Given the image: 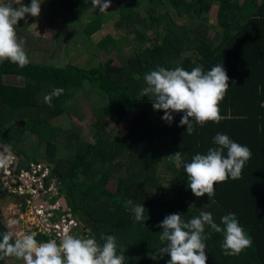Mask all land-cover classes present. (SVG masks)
<instances>
[{
  "label": "trees",
  "instance_id": "1",
  "mask_svg": "<svg viewBox=\"0 0 264 264\" xmlns=\"http://www.w3.org/2000/svg\"><path fill=\"white\" fill-rule=\"evenodd\" d=\"M72 2L74 4L71 5L82 13L96 7L92 0ZM166 2L169 9L164 8L163 0H147L145 19L150 28H164L163 36L155 37L120 68L108 63L88 70L70 63L56 66L29 60L24 68L10 61L0 63L2 143L15 150L10 139L14 135L20 138L30 131L46 145L49 156L55 158L58 149L55 139L61 136L62 131L52 127L49 120L63 115L87 83L89 91L108 100L97 114V142L80 143L70 160L59 159L52 166L61 175L63 193L82 227L101 244L102 236L115 235L117 253L123 249L133 260L129 264H167L170 259L167 255H151L162 246L159 239L162 229L158 225L167 215L181 214L182 219L187 221L201 211H207L212 213L214 222L219 225L221 217L235 213L251 238L252 246L239 255L226 256L220 246L223 232L216 233L206 226L205 233H211L206 240V264H264V0H244L242 3L235 0ZM212 4H217V25L222 34L217 43L207 37V26L199 21ZM138 7V0H124L119 7L120 19L116 26L135 30L133 26L141 23ZM90 18L84 29L89 38L104 24L100 15ZM183 18L190 19L194 25L178 26L177 20ZM113 44L114 37L108 35L99 46L105 49ZM187 52L192 56L184 57ZM175 61H180V67L188 71L200 66L207 72L213 66L222 64L229 77V88L219 105L220 114L224 117L219 124L208 122L203 127L197 125L194 133L188 135L186 126H178L183 113H172L173 121L169 124L162 119L163 110H154L149 97H140V91L147 86L144 75L157 67L171 70ZM8 75L22 77L23 84L4 83L1 76ZM55 89H63V92L53 96L49 106L44 101L45 92L50 90L52 93ZM122 89L127 92V97L117 94ZM35 108L41 110V116L28 124L22 122L14 132L5 129L6 123L20 119L23 112ZM132 109L139 111L135 118L139 126L130 127L121 139L115 140L104 124L105 119L126 116ZM154 122L161 124L160 131L168 137L176 152L181 151L186 162H190L195 154H207L210 148L217 147L213 143L217 133L226 134L234 142L247 146L251 150V158L242 169L240 179L229 178L215 185V195L211 199L207 194L197 198L192 191L191 199L179 203L155 199L152 191L160 186L156 167L161 158L156 147L142 139L154 133L156 136ZM19 154L26 159L23 164L35 162L28 159L24 152L19 151ZM124 157L127 160H122ZM130 161L139 166L133 173L123 175L121 171L130 168ZM183 174L186 175L184 170ZM118 177V191L113 192L108 184ZM5 198V192L0 191V202ZM128 200L143 204L145 222L135 221L126 205ZM6 231L9 230L0 216V234ZM36 239L44 242L50 237L38 234ZM9 259L15 258L6 257L0 260V264H7Z\"/></svg>",
  "mask_w": 264,
  "mask_h": 264
},
{
  "label": "clouds",
  "instance_id": "2",
  "mask_svg": "<svg viewBox=\"0 0 264 264\" xmlns=\"http://www.w3.org/2000/svg\"><path fill=\"white\" fill-rule=\"evenodd\" d=\"M92 2L100 11L111 6V0ZM41 3L42 0H31L26 6L22 0H6L0 4V63L10 61L20 68L29 64L23 47L25 41L18 39L16 26L28 15L38 17ZM144 81L147 86L140 91V97H149L154 110H163L162 119L169 124L173 121L172 113H183L178 126H186L188 135L194 133L197 125L203 127L208 122L219 124L224 119L219 105L229 88V77L222 64L213 66L207 72L200 66L191 71L182 67L171 70L157 67L144 75ZM62 92L63 89H55L45 95V103L51 106L52 97ZM213 143L217 147L210 148L207 154H195L190 162L183 159L181 151L170 155L176 168L183 167L188 187L197 198L207 194L211 199L217 183L229 178L240 179L242 169L252 155L247 146L234 142L226 134L217 133ZM7 163V157H0V167H5ZM126 205L136 222H145L143 204L128 200ZM15 223L10 221L8 228H13ZM206 226L216 233L223 232L220 246L226 256L239 255L252 246L251 238L235 213L221 217L218 225L211 212L201 211L187 221L182 219L181 214L167 215L158 225L162 229L159 236L162 246L151 255H167L170 257L167 264H206V240L211 235L205 233ZM36 235L32 232L15 237L11 230L0 234V260L14 257L22 260L23 264H124V250L117 253L115 235L102 236V244L95 237L74 236L69 229L59 234L58 239L44 242L38 241Z\"/></svg>",
  "mask_w": 264,
  "mask_h": 264
},
{
  "label": "rangeland",
  "instance_id": "3",
  "mask_svg": "<svg viewBox=\"0 0 264 264\" xmlns=\"http://www.w3.org/2000/svg\"><path fill=\"white\" fill-rule=\"evenodd\" d=\"M72 1L76 0H42L38 17L28 15L18 22L16 26L17 36L18 39L25 41L23 47L31 62L56 66H65L70 63L87 70L102 63L120 68L128 58L151 43L155 37H162L165 33L164 28H150L145 22L147 18V0H138L139 7L137 10L141 23L133 26L135 30H130L126 26H116L120 19L119 7L124 0H111V6L105 11H100L96 6L86 13H82L75 5H71ZM163 1L164 8L169 9V3L166 0ZM235 1L242 3L244 0ZM5 2L6 0H0V4ZM22 2L27 6L30 5L31 0H22ZM216 10L217 4H212L208 13L203 15L204 18L199 20L207 26V37L213 40L214 43L219 42L222 38L221 30L217 25ZM95 15H100L104 19V24L100 31L89 38L86 36L84 29L91 19L90 17ZM177 24L185 27L190 24L194 25V22L188 18H183L178 19ZM108 35L114 37V44L102 49L99 43ZM183 56L190 57L192 54L187 52ZM180 65V61H175L173 69L180 67ZM1 79L6 84L22 85L24 82V79L20 76H1ZM48 94H51L50 90L45 92V95ZM117 94L127 97V92L123 89L117 91ZM107 103V98L89 91V85L86 83L69 103L66 112L49 120L52 127L62 131L61 136L55 139L58 146L55 158L49 156L46 145L41 143L39 137L30 131H26L20 138L14 135L10 139V143L15 146L16 151L24 152L28 159L32 161L37 160L53 165L59 159L70 160L74 156L77 145L82 142H97L98 128L95 125L97 114ZM40 111L38 108L26 110L20 116V119H12L11 122L6 123L5 129L14 132L22 122L27 123L41 116ZM138 114L137 109H132L126 116L117 115L105 119L104 124L113 138L118 140L123 137L130 127L136 128L139 126L138 119L135 120ZM133 120L135 121L133 122ZM153 127L157 132L156 136L154 133V135L151 134L142 138L144 142H151L156 147L161 158L159 165L156 167L161 182L160 186L152 191V195L155 199H164L174 203L191 199V189L187 187V175L183 174L182 166L181 168L175 167L170 156L176 153L175 149L169 143L168 137L160 131L161 124L154 122ZM1 138L3 139V136L0 135V141L2 142ZM124 159L125 157L122 160ZM24 160L26 161V159ZM137 165L139 166L138 163L130 161V168H123L121 173L123 175L133 173ZM118 187L119 177L108 184V188L113 192H117ZM9 193H5L6 198L0 202V216L3 223L8 228L10 221L16 222L13 228H8L13 233L17 228L15 237L31 233L32 227L28 225L32 221L30 209H23L20 198L16 197V194L11 193L12 195H10ZM26 199L28 201L32 200L31 198ZM12 218L14 220H10ZM37 231V229L34 230L35 233ZM131 262H133L132 258L124 252V264ZM7 264H23V261L15 258L8 260Z\"/></svg>",
  "mask_w": 264,
  "mask_h": 264
},
{
  "label": "built area",
  "instance_id": "4",
  "mask_svg": "<svg viewBox=\"0 0 264 264\" xmlns=\"http://www.w3.org/2000/svg\"><path fill=\"white\" fill-rule=\"evenodd\" d=\"M1 144L0 142V157H7L8 163L5 167H0V191L16 194L21 200L22 208L30 209V232L37 229V235H48L51 240L58 239L59 234L69 229L74 236L94 238L82 227L74 210L69 205L62 204V197L59 196L63 193L62 186L53 165L35 161L22 166L13 151ZM26 198H31V202Z\"/></svg>",
  "mask_w": 264,
  "mask_h": 264
},
{
  "label": "flooded vegetation",
  "instance_id": "5",
  "mask_svg": "<svg viewBox=\"0 0 264 264\" xmlns=\"http://www.w3.org/2000/svg\"><path fill=\"white\" fill-rule=\"evenodd\" d=\"M1 142V141H0ZM2 143V142H1ZM3 144V143H2ZM1 144V145H2ZM9 148V147H8ZM11 151H13V153L17 156V158H18V163L19 164H21L22 166H25L26 165V163L25 164H23V162L22 161H24V158L22 157V155H20L19 154V151L17 150H11ZM23 159V160H22ZM59 179V181H60V183H61V185H62V181L60 180V178H58ZM62 191H63V187H62ZM60 197H62V198H65L66 199V197H65V194L64 193H60V195H59ZM67 200V199H66ZM68 203V202H67ZM67 205H69V204H67ZM70 207V206H69Z\"/></svg>",
  "mask_w": 264,
  "mask_h": 264
},
{
  "label": "water",
  "instance_id": "6",
  "mask_svg": "<svg viewBox=\"0 0 264 264\" xmlns=\"http://www.w3.org/2000/svg\"><path fill=\"white\" fill-rule=\"evenodd\" d=\"M55 173L58 174L59 177H61V175H60L59 173H57V172H55ZM61 202H62V204H63L64 206L68 204V203H67V200H66L65 198H62V199H61Z\"/></svg>",
  "mask_w": 264,
  "mask_h": 264
},
{
  "label": "crops",
  "instance_id": "7",
  "mask_svg": "<svg viewBox=\"0 0 264 264\" xmlns=\"http://www.w3.org/2000/svg\"><path fill=\"white\" fill-rule=\"evenodd\" d=\"M13 220H14V219H13ZM16 231H17V228H15L14 236L17 234ZM16 237H17V236H16Z\"/></svg>",
  "mask_w": 264,
  "mask_h": 264
}]
</instances>
